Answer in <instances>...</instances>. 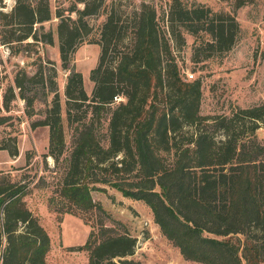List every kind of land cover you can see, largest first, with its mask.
<instances>
[{"label":"trees","instance_id":"obj_1","mask_svg":"<svg viewBox=\"0 0 264 264\" xmlns=\"http://www.w3.org/2000/svg\"><path fill=\"white\" fill-rule=\"evenodd\" d=\"M2 2L0 41L11 52L53 44L52 30L43 25L52 18L49 0H14L10 11L3 10ZM246 2L235 0V9ZM103 13L95 40L100 54L90 70L93 89L88 95L82 73L69 63L91 32L88 18ZM54 17L58 18L61 68L69 70L63 94L72 138L55 190L63 207L56 210L78 215L91 227L86 241L73 248L86 252L87 264H141L130 258L136 237L122 223L121 230L107 225L108 213L92 198L93 184L105 183L124 196L143 200L162 233L185 259L204 264H263L264 158L248 149L255 146L253 141L240 139L237 120L247 119L254 136L257 124L264 123V103L239 109L230 117H212L222 132L217 138L201 126L209 118L200 114L201 81L181 77L170 43V39L183 43L182 28L196 38L207 36L206 57L226 52L239 31L235 15L172 0L164 30L148 2L125 12L118 5L103 6L102 0H71ZM45 64L40 60L34 74L25 69L16 72L13 84L0 98V125L10 119L2 111H10L16 98L14 87L28 116L35 113L39 93L31 92L32 84H40L43 97L54 93L44 118L32 126H48L44 157L57 163L66 151L64 124L56 70ZM44 69L49 71L46 77ZM2 82L0 76V90ZM102 120L106 123L105 145L99 135ZM185 126L195 128L190 137L183 131ZM11 140V145H0V149L15 156L16 140ZM28 189V183L0 173V264H49L50 238L27 206ZM90 213L99 214L100 219L90 222Z\"/></svg>","mask_w":264,"mask_h":264},{"label":"rangeland","instance_id":"obj_2","mask_svg":"<svg viewBox=\"0 0 264 264\" xmlns=\"http://www.w3.org/2000/svg\"><path fill=\"white\" fill-rule=\"evenodd\" d=\"M142 1L155 7L158 26L166 30L172 0H102V5H118L126 12L137 8ZM234 1L181 0L186 6L201 4L214 12H229L235 15L239 31L230 50L206 57L207 36L201 35L196 38L182 28H180L182 44L170 39L181 77L201 81L200 114L209 117L201 126L214 133L217 138H221L222 132L212 122V117H230L239 109L264 103V59L261 57L264 51V0H247L237 9L234 7ZM70 2L71 0H49L52 18L43 22V25L45 30H52L53 44H34L28 52L14 54L0 41V76L3 79L0 98L6 87L13 84L14 75L19 69L34 74L40 60L44 64L49 60L53 65H45L53 66L56 70L55 81L62 108L66 144V151L57 163L51 157H44L48 147V126H32L35 121L44 118V111L51 106L54 93L50 92L43 97L40 84H32L31 92L39 93L34 102L35 113L28 116L25 113L24 101L18 96V89L14 87L16 98L10 103L11 109L2 111L4 115H10V119L0 125V145H11V139L15 138L18 148V154L15 156L10 155L7 149H0V173H9L13 180L28 183L29 189L24 199L49 235L50 249L46 255L49 264H87L86 252L75 250L73 247L83 244L91 230L90 224H86L82 217L66 212L59 213L56 210L63 207V202L55 190L66 167L65 158L69 155L72 138L66 124L63 94L69 70L61 68L56 33L58 18L54 17V13L57 9L61 11L66 9ZM2 5L3 10L10 11L14 0H3ZM65 15H68L67 11ZM104 18V13L88 18L91 32L72 53L69 63L70 67L82 73L84 88L88 95L93 89V82L89 79L90 70L97 65L100 54V45L95 43V40L99 39V28ZM124 19L125 16H122V20ZM166 35L169 37L168 32ZM48 73L49 71L44 69L45 77ZM104 122L102 120L99 130L103 145L106 144ZM237 125L240 139L249 138L255 144L248 149L253 151L252 153L259 152L258 155L264 158V123L257 124L254 136L247 119L239 117ZM194 130L193 126H185L183 131L190 137ZM28 153L30 154L27 158ZM93 187L92 198L101 204L109 215L104 219L106 224L115 226L118 230H121L124 224L128 232L136 237L135 252L130 258L141 264H204L187 260L182 256L178 247L162 233L154 220L151 208L143 200L124 196L110 184L96 183ZM88 216L90 222L100 219L99 214L90 213Z\"/></svg>","mask_w":264,"mask_h":264},{"label":"built area","instance_id":"obj_3","mask_svg":"<svg viewBox=\"0 0 264 264\" xmlns=\"http://www.w3.org/2000/svg\"><path fill=\"white\" fill-rule=\"evenodd\" d=\"M190 77L192 76V75H189Z\"/></svg>","mask_w":264,"mask_h":264}]
</instances>
